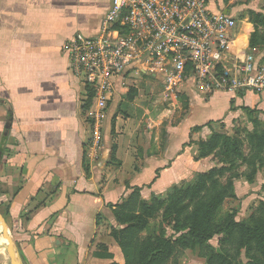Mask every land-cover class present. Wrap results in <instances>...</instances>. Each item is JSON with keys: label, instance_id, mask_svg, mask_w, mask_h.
Instances as JSON below:
<instances>
[{"label": "crops", "instance_id": "obj_1", "mask_svg": "<svg viewBox=\"0 0 264 264\" xmlns=\"http://www.w3.org/2000/svg\"><path fill=\"white\" fill-rule=\"evenodd\" d=\"M220 1L208 0L210 9L225 12L218 8ZM111 2L0 0V205L8 208L6 222L24 264H125L106 223L98 225V215L116 225L109 206L127 199L130 187H143L147 199L181 182L198 165L196 154L184 147L192 127L240 117L241 107L257 108L264 120V96L221 91L206 98L192 91L184 120L166 132L164 153L159 144L158 155L140 159L132 136L117 128L121 165L109 163L107 143L92 161L86 148L91 132L83 113L85 89L70 71L65 48L78 33H98ZM127 79L125 74L118 80L110 104L127 87L139 93L136 80L128 84ZM186 120L191 124L181 134ZM159 169L164 170L149 187ZM0 264L13 263L0 255Z\"/></svg>", "mask_w": 264, "mask_h": 264}, {"label": "trees", "instance_id": "obj_2", "mask_svg": "<svg viewBox=\"0 0 264 264\" xmlns=\"http://www.w3.org/2000/svg\"><path fill=\"white\" fill-rule=\"evenodd\" d=\"M241 18L249 21L256 33L247 44L238 48L241 56L250 47L254 52H259L264 46V36L258 34L259 29L264 28V14L246 11ZM239 30L237 24L236 37H240ZM137 95L138 91L132 89L127 98L133 101ZM236 95L243 98L245 92L239 91ZM84 96L85 115L92 106L93 94L89 92ZM180 100L186 113L182 114L180 108L174 110L171 118L174 127L181 124L189 110L188 99L182 96ZM174 102L171 98L169 102L166 100L148 104L146 112L141 113L142 126L148 128L149 120L157 122L166 119L168 114H172L167 107ZM233 103L231 101V110ZM241 110L253 130L238 128L235 135L214 130L206 139H202L198 132L214 122L191 128L189 142L184 147L196 146L199 152L196 161L209 160L212 163L209 170L198 175L194 185L187 188L174 187L166 200L154 195L151 201L142 200L143 187H130L131 194L127 199L109 206L118 227L108 224V232L119 244L125 264H170L181 251L186 250H198L206 264H240L243 251L248 255L247 264H264V202H260L250 216L239 220L238 211L229 212L225 216L221 213L224 201L235 197L233 180L244 177L252 183L257 173L264 169V124L260 119L261 112L249 107H241ZM242 131H245L244 138ZM165 136L166 131L163 132ZM137 153L140 159L159 154L155 132L151 135L149 148L145 150L139 146ZM239 162L246 166L243 173L236 169ZM109 163L121 165L117 161L116 143L110 150ZM84 167L89 174L87 158ZM163 170L156 172L149 187L157 181ZM226 174H230L228 182L220 184L219 178ZM4 214L2 216L6 220L9 211L7 215ZM105 221L101 214L98 215V225ZM216 236L221 238L219 247L211 244Z\"/></svg>", "mask_w": 264, "mask_h": 264}, {"label": "built area", "instance_id": "obj_3", "mask_svg": "<svg viewBox=\"0 0 264 264\" xmlns=\"http://www.w3.org/2000/svg\"><path fill=\"white\" fill-rule=\"evenodd\" d=\"M236 28L235 17L212 11L208 0H112L99 32L78 33L65 48L71 73L93 94L86 115L89 158H99L103 115L125 74L131 79L150 74L168 91L186 79L204 96L264 91L252 53L234 70L226 64L231 51L245 45Z\"/></svg>", "mask_w": 264, "mask_h": 264}, {"label": "rangeland", "instance_id": "obj_4", "mask_svg": "<svg viewBox=\"0 0 264 264\" xmlns=\"http://www.w3.org/2000/svg\"><path fill=\"white\" fill-rule=\"evenodd\" d=\"M103 1V0H102ZM218 8L221 10H226L229 13L233 12L235 14V18L237 19V24L239 26L240 31V37H243L245 39V44L251 40V37H253L256 33L253 32L251 25L249 24V21H245L242 19L243 13L246 11H253L255 13L264 14V0H221L219 2ZM258 34L261 36H264V28H260L258 31ZM235 51H231V53L227 56L226 64H228V68L231 70H234L236 66L242 61L243 56H241L240 50L235 48ZM246 53H252L256 57L257 62V68L259 73L264 75V46L261 47V50L259 52H254L253 48H249ZM137 84L139 85V93L136 96V98L133 101H130L127 96L129 94V91L133 88L127 87L124 95H119L115 101H113L107 111L103 115V127H104V136H103V143L110 145V150L112 148V145L116 142L118 133L117 128L120 132H125V134H129L132 136V146L134 147V150L137 151V148L139 146H143L145 150L149 148L150 144V132H155L156 141L158 145L162 147V153L167 150V142L168 137H163V132H169L174 131L173 125L171 124V118L173 115L174 110L180 108V112L182 111V114H185V109L183 107V103L180 100L182 96L186 97L188 99V103L190 104V93L198 92L200 94V89L195 86L192 82H187L186 79H184V82L182 85H176L171 91H168L166 88H164L162 85L158 83V81L151 76L150 74H144L141 75V77L135 78ZM142 80V81H140ZM134 80L127 79V83H133ZM144 82V83H143ZM194 85V86H192ZM255 94L264 96V91L257 92L252 91ZM237 94V92H235ZM203 95V94H202ZM204 96V95H203ZM204 97H210V96H204ZM173 98L175 102L171 105H169L168 111H172V114H168L167 118L164 120L157 121L155 123H152L148 121L149 127L145 128L142 126V120H141V113L146 112L147 105L151 103H157V102H165L166 100H169ZM233 101V100H232ZM234 102V101H233ZM241 109V108H240ZM253 109V108H252ZM236 110L235 105L233 103L232 110L230 108V111ZM241 116L234 118L231 117L227 120V117H225L222 120L214 122L211 126L205 127L204 130H208L211 134L212 131L222 132V133H228L230 135H235L237 132V129H243L247 128L249 130H253V126L249 123L245 113L241 110ZM261 112V111H260ZM263 113L261 112V115ZM122 116V119H118V117ZM187 115V114H186ZM261 121L264 120L261 118ZM86 116V114H85ZM86 118V117H85ZM179 118V117H177ZM147 121V120H146ZM164 124V125H163ZM191 124L190 121L186 120L179 128V132L181 134L185 133L187 127ZM178 127V126H177ZM114 129V131H112ZM204 130L198 132V135L202 139H206L209 135L205 134L203 132ZM106 132L108 134L106 135ZM153 132V133H154ZM242 137L244 138L245 131H242ZM180 134V133H179ZM207 135V136H206ZM130 138V137H128ZM87 150H89V147H86ZM191 153H195L196 157H198V148L196 146H190ZM101 149H103L101 147ZM110 154V153H109ZM137 154V152H135ZM196 159V158H195ZM88 160V159H87ZM144 160V159H142ZM89 162V161H88ZM142 163H139L136 165V168L142 166ZM197 167L194 165V167L190 168L192 170L189 174H183L182 181L178 184L171 186L170 188L164 189V194H155L153 193L150 197L147 199L142 197V200L144 201H151L156 195L161 200H166L168 196L172 193L174 187H190L194 185L198 180V175L201 173L206 172L212 167V163L209 160L204 161H197ZM187 168H189L188 165H185ZM129 166L127 167V169ZM237 171H240L241 173L245 172L246 166L244 164H241L239 162V167L236 168ZM186 172H189L187 169ZM230 174H226L222 178H219L220 184L225 185V183L228 182ZM254 182H249L246 178L240 177L235 178L233 180V187L235 190V197L233 198H227L224 201V204L222 206L221 213L223 216H225L229 212L238 211L239 212V218L242 217H248L250 216L259 206L260 202H264V169H261L257 175L253 179ZM149 185V184H148ZM7 206L0 205V213L3 215H7ZM9 217V216H8ZM6 221V220H5ZM106 226H108L107 221H105ZM112 225V224H111ZM115 227H118V225H112ZM220 236H216L211 240V244L215 247H219L220 243ZM0 255H5L6 258H9L8 253L4 247V244L2 242V239L0 237ZM248 255L245 251L242 252L240 264H247L248 263ZM170 264H206V261L204 258H202L199 254L198 250H186L181 251L177 258L173 261H171Z\"/></svg>", "mask_w": 264, "mask_h": 264}, {"label": "water", "instance_id": "obj_5", "mask_svg": "<svg viewBox=\"0 0 264 264\" xmlns=\"http://www.w3.org/2000/svg\"><path fill=\"white\" fill-rule=\"evenodd\" d=\"M225 13L230 14L228 11H225ZM0 237L2 239L4 247L12 263L24 264L22 256L13 242L11 230L9 229V226L7 225V222L5 221L1 213H0Z\"/></svg>", "mask_w": 264, "mask_h": 264}]
</instances>
